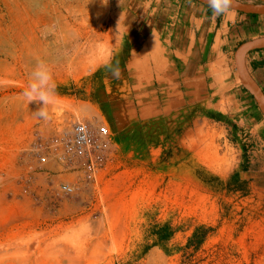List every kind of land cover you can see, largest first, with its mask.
I'll use <instances>...</instances> for the list:
<instances>
[{
  "label": "rangeland",
  "instance_id": "obj_1",
  "mask_svg": "<svg viewBox=\"0 0 264 264\" xmlns=\"http://www.w3.org/2000/svg\"><path fill=\"white\" fill-rule=\"evenodd\" d=\"M121 1L0 0V115L23 105L34 140L52 113L83 114L115 146L100 194L75 198L50 192L23 150L0 153V264H264V131L194 106L140 114L132 98L134 114L113 115L111 87L133 85L116 78L133 47ZM38 62L57 85L47 119L22 96Z\"/></svg>",
  "mask_w": 264,
  "mask_h": 264
},
{
  "label": "crops",
  "instance_id": "obj_2",
  "mask_svg": "<svg viewBox=\"0 0 264 264\" xmlns=\"http://www.w3.org/2000/svg\"><path fill=\"white\" fill-rule=\"evenodd\" d=\"M121 2L127 14L128 41L133 47L132 55H128L127 74L116 78L133 85L128 90L123 86L111 87L112 93L117 91L113 98L119 100L111 106L113 115L134 114L135 109L130 110L131 105L125 101L132 98L138 99L140 114L166 115L194 106L196 110L202 109L205 115L214 113L221 119L236 116L252 129L264 131V117L252 94L240 84L235 60L236 51L243 43L264 39V14L233 9L234 14L217 17L208 5L197 0ZM245 65L264 92V48L249 52ZM140 106L148 108L142 110ZM27 113L21 105L9 112L4 108L0 115L3 163H10L6 158L19 149L24 152L21 154L24 160L32 157L33 135L26 127L24 116ZM7 114L13 117L23 138L17 144L4 145L7 135L2 128ZM116 127L112 129L116 131Z\"/></svg>",
  "mask_w": 264,
  "mask_h": 264
},
{
  "label": "built area",
  "instance_id": "obj_3",
  "mask_svg": "<svg viewBox=\"0 0 264 264\" xmlns=\"http://www.w3.org/2000/svg\"><path fill=\"white\" fill-rule=\"evenodd\" d=\"M48 123L47 132L35 134L31 172L41 175L48 190L60 197L100 194L106 162L115 154L108 127L83 114L70 117L67 111L52 113Z\"/></svg>",
  "mask_w": 264,
  "mask_h": 264
},
{
  "label": "clouds",
  "instance_id": "obj_4",
  "mask_svg": "<svg viewBox=\"0 0 264 264\" xmlns=\"http://www.w3.org/2000/svg\"><path fill=\"white\" fill-rule=\"evenodd\" d=\"M232 4L233 0H207L208 8L217 17H228L230 14H234ZM113 74L117 75L118 71L114 69ZM56 87L49 66L44 62H38L30 74L29 82L23 90L22 96L28 103L33 101L42 102L43 107L36 113L39 118L47 119L48 114L44 110L45 107L57 102Z\"/></svg>",
  "mask_w": 264,
  "mask_h": 264
},
{
  "label": "water",
  "instance_id": "obj_5",
  "mask_svg": "<svg viewBox=\"0 0 264 264\" xmlns=\"http://www.w3.org/2000/svg\"><path fill=\"white\" fill-rule=\"evenodd\" d=\"M200 3L207 5V0H197ZM247 0H233L232 8L249 14H264V0L261 4H253L246 2ZM264 48V39L253 40L243 43L236 51L235 60L239 77L245 87L252 94L259 109L264 115V92L261 90L256 81L252 78L245 65L246 55L255 50Z\"/></svg>",
  "mask_w": 264,
  "mask_h": 264
}]
</instances>
